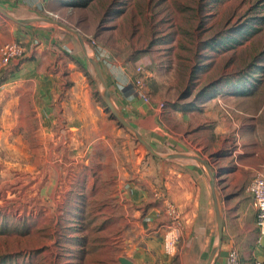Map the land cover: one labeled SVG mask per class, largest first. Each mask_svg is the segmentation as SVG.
Returning <instances> with one entry per match:
<instances>
[{
  "label": "rangeland",
  "instance_id": "1",
  "mask_svg": "<svg viewBox=\"0 0 264 264\" xmlns=\"http://www.w3.org/2000/svg\"><path fill=\"white\" fill-rule=\"evenodd\" d=\"M52 7L48 16L74 27L89 57L98 59L100 45L134 64L156 56L166 81L159 87L165 93L161 109L178 97L184 105L197 106L231 92L232 105L243 113L237 112L239 126L226 142L250 146L252 157H264V0H54ZM66 55L75 64L76 80L64 76L61 95L76 84L84 112L76 121L85 123L84 130L72 125L54 131L52 140L51 130L45 138L40 130L9 128L0 106V264H134L136 246L144 264L160 259V264H206L212 245L201 259L199 251L193 257L181 252L180 244L175 254L163 251L165 258L153 259L142 242L131 241L135 208L142 205L145 214L146 195L124 198L122 211L116 196L122 187L123 193L147 188L143 170L163 158L114 117L83 51ZM107 123L115 125V132ZM83 133L85 141L71 145V136ZM105 142L115 152L101 151L97 145ZM70 148L75 158L67 156ZM53 150L59 158L50 157ZM190 153L196 155V149ZM117 160L124 164L123 186L113 165Z\"/></svg>",
  "mask_w": 264,
  "mask_h": 264
},
{
  "label": "crops",
  "instance_id": "2",
  "mask_svg": "<svg viewBox=\"0 0 264 264\" xmlns=\"http://www.w3.org/2000/svg\"><path fill=\"white\" fill-rule=\"evenodd\" d=\"M53 1L0 0V5L17 18L56 19L48 16L53 14ZM73 33L44 19L21 24L0 13V47L13 41L22 42L26 47L25 55L12 61L9 67L0 65V79L6 73L0 82L4 126L40 130L45 138L48 130H51L52 140H55L54 131L69 129L72 125L78 131L84 130L85 123L79 126L84 112L79 104V93L75 92L76 84L61 95L65 88L61 79L66 76L76 80V72L73 71L75 64L66 54L82 50L86 55L80 39L78 36L74 37ZM84 45L88 50L85 41ZM99 48L97 60L114 102L153 146L158 157L163 158L162 163L149 161L148 166L144 167L147 190L136 187L139 191L131 188L130 192L123 193L122 187L123 189H119L120 198L118 194L116 196V204L122 211L124 198L129 199L134 195L135 199H139L146 195L145 214L142 213L141 204L135 208L131 241L135 244L142 242L143 248L150 252L153 259L165 258L164 235L173 220V211L176 210L181 216V252L193 257V253L199 251L198 258L201 259L211 245L212 251L214 242L219 237L212 194V173L218 195L223 194L220 199L224 230L222 243L211 264H227V256L232 248L238 249L243 264H255L257 260H264L263 236L256 223V208L248 189L253 176L264 175V157H252L250 146L239 145L234 148L230 142H226L227 135L233 134L234 129L239 126L237 112L243 113V109L232 105L234 95L231 92L217 94L197 106L184 105L178 101V97L177 101H168L167 106L161 109L165 93L159 87L166 81L156 56L146 55L135 61L136 68L143 65L150 75L146 80L150 100L146 102L140 97L136 85L140 73L134 71V61L114 57L107 47L100 45ZM76 118L79 120L76 121ZM106 126H110L115 132L114 124L107 123ZM85 136V133L82 136H71V145L76 140L83 143ZM97 146L102 147L101 151L105 153L115 152L110 143ZM190 149H196L195 156L205 159L210 170L194 158L168 157L175 153L192 155ZM51 154V158L55 154L59 158L54 150ZM73 154L74 149L70 148L67 156L75 158ZM78 154H82L81 151ZM113 165L119 167L118 182L123 186L124 164L117 160ZM125 183L131 182L126 180ZM123 223L121 218L118 224L122 226ZM139 249L136 246V258H132L134 264L147 262L138 260ZM141 257L144 258L145 255ZM162 261L164 260L160 259L158 263Z\"/></svg>",
  "mask_w": 264,
  "mask_h": 264
},
{
  "label": "built area",
  "instance_id": "3",
  "mask_svg": "<svg viewBox=\"0 0 264 264\" xmlns=\"http://www.w3.org/2000/svg\"><path fill=\"white\" fill-rule=\"evenodd\" d=\"M95 44L96 41L92 40ZM26 53V47L22 42L13 41L6 43L0 47V65L9 67L12 61L23 57ZM140 75L136 79V85L139 90L140 97L148 102L149 94L146 90V80L150 76L142 66L137 67ZM249 192L252 196L253 204L256 208V223L261 236H264V175H255L248 185ZM172 222L169 224L164 235V251L168 255H173L178 249L181 238V216L176 210ZM227 264H243L240 252L237 248L230 249L227 257ZM255 264H264V260H257Z\"/></svg>",
  "mask_w": 264,
  "mask_h": 264
},
{
  "label": "water",
  "instance_id": "4",
  "mask_svg": "<svg viewBox=\"0 0 264 264\" xmlns=\"http://www.w3.org/2000/svg\"><path fill=\"white\" fill-rule=\"evenodd\" d=\"M0 13H2L3 15L13 19L14 21L21 23V24H28L30 22L33 21H37V20H41L44 19L46 21H50V22H54L72 32H74L75 34H77L78 38L80 39L83 47H84V51L86 53V55H88L87 50L85 48L84 45V39L82 37V35L72 26L68 25L67 23L57 20V19H53V18H44V17H32V18H17L15 17L13 14H11L6 8H4L2 5H0ZM89 61L92 63L100 81L102 82V84L104 85V91L102 93L103 99L106 101V103L108 104L109 109L111 110L112 114L114 115L115 118H117V120L119 121V123L121 124V126H123L124 128L130 130L131 132H133L138 140L143 143L153 154L155 155H159L153 148V146L143 137V135L130 123V121L124 116L123 112L117 107L116 103L114 102V99L112 97V94L108 88L104 73L102 71L101 65L99 63V61L95 58L89 57L88 56ZM168 157L174 158V157H189V158H194L200 162H202L208 169H209V165L207 163V161L205 159H202L199 156H195V155H188V154H183V153H175V154H171L168 155ZM210 170V169H209ZM211 178H212V185H213V190H212V194H213V199H214V205H215V212H216V218H217V223H218V230H219V245H221L222 243V238H223V230H224V218H223V214H222V209H221V199L216 191V182L215 179L211 173ZM219 245L217 247H214L213 250L211 251L209 258L207 260L206 264H211L215 254L219 248ZM262 245L264 246V236L262 237Z\"/></svg>",
  "mask_w": 264,
  "mask_h": 264
},
{
  "label": "bare ground",
  "instance_id": "5",
  "mask_svg": "<svg viewBox=\"0 0 264 264\" xmlns=\"http://www.w3.org/2000/svg\"><path fill=\"white\" fill-rule=\"evenodd\" d=\"M87 46V45H86Z\"/></svg>",
  "mask_w": 264,
  "mask_h": 264
}]
</instances>
